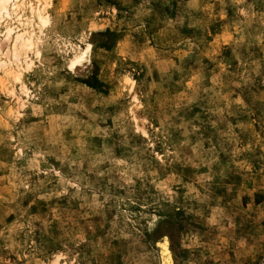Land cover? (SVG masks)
I'll use <instances>...</instances> for the list:
<instances>
[{
  "label": "rangeland",
  "instance_id": "1",
  "mask_svg": "<svg viewBox=\"0 0 264 264\" xmlns=\"http://www.w3.org/2000/svg\"><path fill=\"white\" fill-rule=\"evenodd\" d=\"M29 1L0 264H264V0H45V26Z\"/></svg>",
  "mask_w": 264,
  "mask_h": 264
},
{
  "label": "bare ground",
  "instance_id": "2",
  "mask_svg": "<svg viewBox=\"0 0 264 264\" xmlns=\"http://www.w3.org/2000/svg\"><path fill=\"white\" fill-rule=\"evenodd\" d=\"M17 1L18 0H0V24L3 26V30L0 31V34L4 37L6 42H12L10 44L11 47L9 49V54L11 57L7 61L6 60L1 61L0 59V68H4L10 64H14L18 68L19 63L21 62V56L22 55L25 56L26 50H29L32 46L31 37L29 36L31 35L32 32L30 34H27L28 35L27 36L26 32L20 33L17 31V29L23 26L19 20L20 16L17 14L16 11L17 8L19 7ZM19 1L20 4L22 5L23 1L26 0H19ZM33 1L35 5L32 3L31 0L28 2L29 4L28 8H30L29 10H31V12L36 15L34 19L37 18L40 25L45 26L48 23L47 18L43 15L45 0H33ZM90 49H91L90 45L87 44V47H85L83 51H79L80 53L70 63L71 67L74 70H81L87 65ZM160 264H172L171 255L167 247L164 245L160 246Z\"/></svg>",
  "mask_w": 264,
  "mask_h": 264
}]
</instances>
